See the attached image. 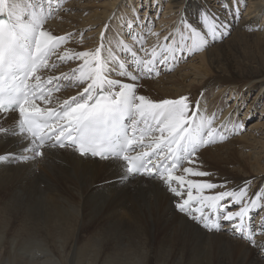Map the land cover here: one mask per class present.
Listing matches in <instances>:
<instances>
[{"label":"bare ground","instance_id":"bare-ground-1","mask_svg":"<svg viewBox=\"0 0 264 264\" xmlns=\"http://www.w3.org/2000/svg\"><path fill=\"white\" fill-rule=\"evenodd\" d=\"M97 1L74 0L64 3L62 8L64 0H54L50 7L47 0H19L26 11L35 9L50 18L44 24L46 30L54 35H70L71 41L63 44L56 56L65 50H94L100 46L101 33H104V43L111 47L113 55L120 63L121 57L127 61L128 55L120 50L118 42L122 37L123 41L126 38L123 46L129 44L130 31L141 32L140 25L132 27L137 23L140 0L134 3L103 0L101 6ZM142 3L146 13L165 4L162 18L167 13L171 16L159 21L171 26L161 34L164 37L153 35L149 51L156 48L159 53L166 36L171 42L172 34L181 28V18L209 38L210 43L200 50L201 54L193 52L189 63L179 66L174 75L169 76L171 67L170 71L163 67L155 81L142 78L137 92L155 100L182 95H188L193 101L200 99L202 111L198 115L212 119L216 128L223 126L230 136L227 130L239 117L236 112L221 113L224 97L221 94L244 96L247 100L255 92V99L264 101V94L259 96L264 91V0H141ZM126 21L129 22L125 24ZM174 21H177L175 28ZM214 21L229 25V34L212 42L208 33ZM56 56L50 64L57 62ZM187 56L181 58L177 53L182 60ZM80 63L60 62L51 71L43 70L42 79L62 72L70 74ZM112 78L118 76L112 75ZM119 78L131 82L130 78ZM57 83L60 93L52 95L48 104L38 102L42 108L58 107L80 90L65 86L66 81H54L50 87H56ZM262 108L264 112V102ZM17 116L11 114L0 120V125L13 127ZM236 135L239 137L234 142L220 145L217 142L223 140H218L205 146L197 153V163L184 166L208 171L211 173L208 178L187 176L182 169L175 175L217 185L227 182L228 190L247 187L249 198L261 197L262 159L258 155L251 161L250 154L245 153L250 150L251 141L241 133ZM25 144L18 136L0 134V154L21 153ZM44 153L43 157L32 160L0 162V264H264V257L244 237L234 233L228 222H223L220 231H207L178 213L174 207L177 198L158 178L137 176L121 180L122 161L97 160L81 156L70 148L45 147ZM222 190L217 187L205 194ZM256 203L250 221L253 223L254 218V224L259 225L264 223V208L262 199ZM259 208L261 211L257 212ZM231 210L238 211L239 206ZM256 239L264 243L263 236Z\"/></svg>","mask_w":264,"mask_h":264},{"label":"snow or ice","instance_id":"snow-or-ice-1","mask_svg":"<svg viewBox=\"0 0 264 264\" xmlns=\"http://www.w3.org/2000/svg\"><path fill=\"white\" fill-rule=\"evenodd\" d=\"M53 2L47 0L49 7ZM140 7H144L143 3ZM136 19L146 20L147 16L141 17L137 10ZM46 20V14L35 9L26 11L19 0H0V120L18 114L13 127L0 125V134L26 141L21 153L0 154V162L43 157L45 147L70 148L81 156L122 161L119 179L137 175L158 178L177 198L174 207L178 213L207 231H220L223 222H228L234 233L244 237L264 257V243L255 238L257 229L264 233V223L249 222L250 213L261 197L249 198L247 187L228 190L227 182L217 185L174 174L182 169L187 176H210V172L199 167L184 165L197 163V153L205 146L227 139L224 127H213L212 119L198 115L202 111L200 99L193 101L182 95L155 100L137 92L142 78L159 75L161 65L170 71L169 65L178 62L177 53L183 58L200 51L210 43L209 38L181 18L183 31L177 28L171 43L161 45L159 53L156 48L149 51L139 37L130 33L132 39L140 42L135 49L123 46L128 60L120 63L101 33V44L96 49L65 50L56 56L70 35H54L45 29ZM228 34L229 25L214 21L208 37L215 42ZM53 56L57 62L50 64ZM72 60L82 63L70 74L62 72L42 79L43 70L51 71L60 62ZM129 61L131 67L125 68ZM117 71L131 82L113 79ZM54 81H66L65 86L80 90L58 107L42 108L38 102L50 103L52 92L60 90L59 83L55 88L50 87ZM245 130V121L237 119L227 131L235 135ZM217 187L224 190L205 194ZM233 205L239 206V210H231Z\"/></svg>","mask_w":264,"mask_h":264},{"label":"rangeland","instance_id":"rangeland-1","mask_svg":"<svg viewBox=\"0 0 264 264\" xmlns=\"http://www.w3.org/2000/svg\"><path fill=\"white\" fill-rule=\"evenodd\" d=\"M74 0H72V1H69V0H64V2H63V5H62V8L64 7V3H65V5L66 4H69L70 2H73ZM102 1L103 0H99V1H97L96 2V4L97 5H100L101 6V4H102ZM124 2L125 1H129V0H123ZM123 1L121 2V0L119 1V3H123ZM136 1V0H135ZM212 1V0H211ZM130 3H134V0H130ZM212 4H214V3H212ZM130 5H133V4H130ZM139 5H141V0H140V2H139ZM160 6V5H159ZM163 7H159V9H158V7H157V10H158V12H157V10H155L156 12H157V14H155L156 12L153 10V11H148L147 13H146V9H144L145 7H140L139 6V8H138V11H139V13H140V16L141 17H144L145 15L147 16V19L146 20H144V19H137L136 20V18H135V20L137 21V23L135 24H133V28H136V25H140V27H141V32H139V33H137L136 34V30H131L130 32L131 33H134V34H136V35H139V36H137V37H139L140 38V40L143 42V46L145 47V48H147L148 49V46H151L152 44H153V42H150V41H153V35H151L150 33H154L155 31H157L156 33H158V35H160L159 36V38L161 37H164V36H162L161 34H165V32H167V31H169V29L167 28V27H170L171 26V24H167V22L165 23V21H163V23H159V21H161V19H163V20H166L168 17H169V19L171 18V16H169L170 14H166V16L164 17V18H162L163 17V15L165 14V10H166V7H165V4H163L162 5ZM55 9H58V7L57 8H55ZM62 10V9H61ZM60 10V11H61ZM58 12L57 13H59V10H57ZM63 11H65V10H63ZM176 12H177V14L176 15H178V14H180V12H179V10L177 9L176 10ZM61 13H63V12H61ZM151 13V14H150ZM154 15V18H153V15ZM174 14V13H173ZM173 14H171V15H173ZM175 14H174V19H175V16H176ZM153 18V20L151 21V19H149V18ZM161 17V18H160ZM47 18H48V16H47ZM47 20H50V18L49 19H47ZM47 20H46V22H47ZM129 20V19H128ZM141 20H142V22H141ZM45 22V23H46ZM129 21H126L125 22V24L126 23H128ZM175 22L177 23V21H174V23H173V27L175 28ZM140 23H142V24H140ZM146 23H147V25H146ZM131 26H129V27H131ZM151 29V30H150ZM160 30V31H159ZM162 30V31H161ZM167 30V31H166ZM86 32L87 31H85V34H86ZM162 32V33H161ZM85 34H83L82 36H81V38H83L84 36H85ZM163 34V35H164ZM81 38H78L79 39V41H80V39ZM170 39V38H169ZM121 40L123 41V39H122V37H121ZM71 41V37H70V39H69V42ZM122 41L121 42H118L119 44V48H120V50L122 51V48H123V44H122ZM124 42H126V38L124 39V41H123V43ZM137 42H140V41H137V40H134V39H132V41L131 42H129V44L128 43H126L125 45H129V46H132V45H136L137 46ZM163 42H164V44L165 43H171L170 42V40L169 41H165V38H163ZM136 46H135V48H136ZM134 48V47H133ZM134 48V49H135ZM202 51V50H201ZM201 51H197V52H195V53H193V54H196L197 53V55H199V54H201L202 52ZM57 52H58V50H57ZM57 55V54H56ZM192 56H194V55H189V56H187V57H185V59L184 60H182V59H179L178 58V62L175 64V65H169V67H171L172 68V71H171V73H169V76L170 75H174L176 72H177V68L179 67V66H186V64H188L189 62H188V60L192 57ZM121 59V63H124L125 61L124 60H122V57L120 58ZM123 59H124V57H123ZM119 60V59H118ZM186 60V61H185ZM71 64V61H68V65H70ZM182 64V65H181ZM131 67V65H129V64H127L126 63V65H125V68H130ZM164 66H162L161 68H163ZM175 67V68H174ZM174 68V69H173ZM190 71L192 70V69H189ZM163 71V70H162ZM115 76H118V78L117 79H121V78H119V77H123V76H121L120 74H119V72H115L114 74H113V77H115ZM162 77V75L161 76H158V78H161ZM164 77V76H163ZM155 79H156V75H152L150 78L149 77H145L144 78V80H146V81H155ZM180 79H181V77H180ZM139 83H141V82H139ZM254 94H255V92H254ZM254 94H252V96L250 95V97H248V99L247 100H244V96H242V98L240 97V96H236L235 94H233L232 96L231 95H229V93H222L221 94V96H223L224 95V97H223V103H222V105L220 104V107H221V113H223V112H236V115H237V118L238 119H242V120H244L245 121V128H246V130L245 131H243L242 133H241V135H243L244 137H247L250 141H251V144H250V150L249 149H247V150H245V153L246 154H250V157H249V159L251 160V161H254L256 158H257V156L259 155L260 157H261V165H264V112H262V106H263V102L264 101H262V100H259V98H256L255 99V96H254ZM261 94V95H260ZM259 94V96H262L263 94H264V91H262L261 93ZM210 98V99H209ZM208 98V101H210L211 102V98L212 97H209ZM233 101H235V102H233ZM233 104V105H232ZM258 105V106H257ZM231 106H233V107H231ZM226 108V109H225ZM228 109V110H227ZM247 109V110H246ZM248 112V113H247ZM247 113V115L245 116V114ZM253 115V116H252ZM263 116V117H262ZM250 117V118H249ZM215 125H217V124H215V123H213V127L215 126ZM218 127H220V126H218ZM251 128V129H250ZM257 128V129H256ZM253 131V132H252ZM257 132V133H256ZM245 133H246V135H245ZM248 133H250V134H248ZM230 136H228L227 135V139H224L223 141H221V142H217L218 144H222V145H224V144H227V143H230V142H234V141H236L237 140V138L239 137L238 135H232V133L231 134H229ZM254 135V136H253ZM232 136V137H231ZM236 138V139H235ZM252 147H253V149H252ZM255 148V149H254ZM259 157V158H260ZM254 159V160H253ZM186 165V164H185ZM184 165V166H185ZM231 168H233V166L231 167ZM255 174V173H254ZM255 175H257V174H255ZM209 177V176H208ZM208 177H206V178H208ZM260 187H261V199H262V202H263V205H264V177H263V180H262V182H261V184H260ZM237 205H233L232 206V209L233 208H235ZM261 211V208H259L258 209V211L257 212H260ZM250 223H252V220L250 221ZM255 222H254V218H253V224H254ZM258 236H263L264 237V233H261V232H257L256 233V237H258ZM255 237V238H256Z\"/></svg>","mask_w":264,"mask_h":264}]
</instances>
